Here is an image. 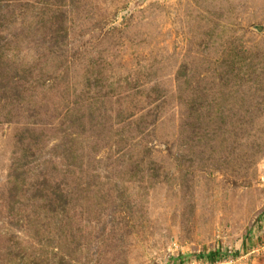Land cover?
<instances>
[{
    "label": "rangeland",
    "instance_id": "374dc122",
    "mask_svg": "<svg viewBox=\"0 0 264 264\" xmlns=\"http://www.w3.org/2000/svg\"><path fill=\"white\" fill-rule=\"evenodd\" d=\"M263 175L264 0H0V264H264Z\"/></svg>",
    "mask_w": 264,
    "mask_h": 264
},
{
    "label": "trees",
    "instance_id": "16d2710c",
    "mask_svg": "<svg viewBox=\"0 0 264 264\" xmlns=\"http://www.w3.org/2000/svg\"><path fill=\"white\" fill-rule=\"evenodd\" d=\"M198 258L206 259L210 263H215L222 259V254L220 252H210L207 255H199Z\"/></svg>",
    "mask_w": 264,
    "mask_h": 264
},
{
    "label": "built area",
    "instance_id": "2783aa9c",
    "mask_svg": "<svg viewBox=\"0 0 264 264\" xmlns=\"http://www.w3.org/2000/svg\"><path fill=\"white\" fill-rule=\"evenodd\" d=\"M260 185L264 188V175L260 177Z\"/></svg>",
    "mask_w": 264,
    "mask_h": 264
}]
</instances>
